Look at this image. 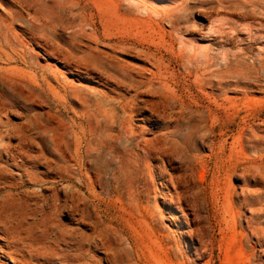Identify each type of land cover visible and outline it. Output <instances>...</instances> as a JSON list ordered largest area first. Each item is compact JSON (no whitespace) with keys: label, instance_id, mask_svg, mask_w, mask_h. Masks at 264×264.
I'll return each mask as SVG.
<instances>
[{"label":"rangeland","instance_id":"374dc122","mask_svg":"<svg viewBox=\"0 0 264 264\" xmlns=\"http://www.w3.org/2000/svg\"><path fill=\"white\" fill-rule=\"evenodd\" d=\"M259 1L252 6L243 0H0V14L17 30L32 29V21L41 20L38 23L47 25L57 48H75L65 62L32 47L38 64L50 66L37 69V78L45 76L57 88L61 83L100 87L96 81L83 80L86 76L72 66L84 54L108 63L104 56L86 50L109 53L107 44L94 43L77 4L95 13L116 40L130 39L136 31L157 40L171 32L173 25L174 50L184 55L173 69L176 79L164 85L163 102L172 119L178 118L180 129L179 136L170 139L181 143L195 137L196 148L204 156L210 153L212 141H226V150L240 162L239 171L231 177L233 191L240 195L248 185L257 192L258 207L264 210V69L260 66L264 39L254 40L259 29L264 37V12L260 10L264 0ZM175 7L170 20H158V15ZM12 42L0 24V218L14 213L25 231L23 236L30 227L35 236L42 235L39 220L44 214L54 224H62L58 232L63 231L65 237L55 246L60 258L54 264H121L118 260L126 254L135 264L150 262L148 236L155 233L160 239L162 215L163 222L169 223L164 215L161 173L163 120H146L149 114L142 112L134 118V137L106 138V148L96 144L97 148L93 141L88 149L93 157L69 166L64 157H73L77 134L99 130L94 116L88 119L95 113L94 102L84 110L72 101L64 105L48 99L30 81L33 73L23 62H5L4 52L10 53ZM119 61L118 66L123 61L142 65L131 58ZM124 93L126 98L133 95ZM208 109L224 127L222 137L211 133ZM169 125L173 131L177 123ZM118 128L119 122L110 134ZM109 152L118 158L109 159ZM171 160L173 168L181 166L180 158L172 156ZM68 174L73 178L68 179ZM243 214L249 215L246 209ZM1 230L0 264H14L5 254L9 241ZM245 249L246 254L232 261L216 250L213 260L204 255L196 264H264V247L253 252L247 244Z\"/></svg>","mask_w":264,"mask_h":264},{"label":"bare ground","instance_id":"6f19581e","mask_svg":"<svg viewBox=\"0 0 264 264\" xmlns=\"http://www.w3.org/2000/svg\"><path fill=\"white\" fill-rule=\"evenodd\" d=\"M246 2L254 6L260 1L243 0L242 3L246 4ZM77 6L79 15L85 18L86 25H83L90 27L93 32L94 43L107 44L109 47L106 48L109 53L102 52L98 48H86L89 52L104 56L108 63L84 54L72 64L78 72L86 76L83 80L96 81L100 85L97 89L66 83H61L57 88L48 82L47 77L37 78L38 73H34L37 69H50V66L43 67L38 64L37 53L32 47L38 46L46 55L55 56L56 59L63 58L65 62L75 53V48H57L58 45L54 43L56 41L47 25L43 22V24L38 23L41 20L35 18L32 21L34 26L32 29L17 30L13 24L8 23V18H5L4 14H0V24L6 27L13 39L12 44L9 45L10 53L4 52L7 64L23 62L31 74L33 73V76L29 78L30 81L54 102L67 105L72 101L75 106L84 110L87 109L88 103L94 102L95 113L89 115L88 119L93 120L94 116L96 120L94 122L99 125V130L80 131L75 138L73 157H64V161L70 166L72 162L82 164L89 157H93L89 156L90 152H88L93 141L94 145L98 144L106 148L103 144L106 138L117 140L122 137H134V118L141 116L142 112L149 114L145 117L146 120L152 117L161 118L163 130H165L162 134L161 152L164 160L161 173L165 181L163 204L164 215L167 214L166 220L169 223L163 222L165 220L162 215L160 239L155 236V233L148 236L147 250L150 254V262L146 261L143 264H196L204 255H208L210 261L213 260L216 250L225 257V260L232 261L235 256L246 254L245 245L247 244L253 252L257 247L262 249L264 247V210L262 206L258 207L260 201L257 192L251 190L248 185L241 188L240 195L233 191L231 177L239 171L240 162L233 158L232 151L226 150V141H212L210 153L204 156L196 148L195 140H193L195 137L181 143L179 140L170 139L172 136L178 137L180 129L178 118L172 119L167 109L168 105L163 102L164 85L176 79V72L173 69L179 65V58L184 55L183 52L174 50L177 36L174 34V26L171 25V32L164 33L157 40H151L143 34L144 29L143 33L132 32L130 39L116 40L108 33V29L103 27L95 13L85 8L86 6L80 7L78 4ZM177 9L178 7H175L158 15V20H170ZM260 10L264 12V9ZM262 31L263 29L257 30L255 41L264 39L259 35ZM51 32L57 35L54 30ZM167 37L170 38V42L166 41ZM120 58H131L142 65L123 61L124 65L118 66L115 63L118 64ZM64 64L70 66V63ZM260 66L264 69V60L260 62ZM125 91L132 92L133 95L126 98ZM176 100L180 101V99ZM83 113L86 112L83 111ZM208 120L211 133L222 137L221 132L224 127L218 124L219 118L211 109H208ZM117 122H119L118 132L112 135L110 131ZM171 122L177 123L173 131H170ZM74 125L78 124L74 123ZM101 131L106 133H99ZM95 155L99 156L98 153ZM108 156L109 159L118 158L117 154L114 155L112 152H109ZM172 156L180 158L179 168H173ZM67 177L73 178L70 174ZM245 209L248 211V216L243 214ZM203 211H206V216L202 215ZM16 217L14 213L9 216L4 213V216L0 218V227L4 229L1 233H5V238L9 241L7 245L9 251H5V254L14 264H54V259L60 258L55 246H59L65 237L63 231L58 232L63 225L54 224L50 216L44 214L39 220L43 226L42 235L35 236L31 232L33 227H30L28 236L27 234L23 236L25 231L20 222L15 220ZM12 223L15 226L10 225ZM134 245L133 249L136 252L138 246ZM118 261L121 264H135L129 254Z\"/></svg>","mask_w":264,"mask_h":264}]
</instances>
